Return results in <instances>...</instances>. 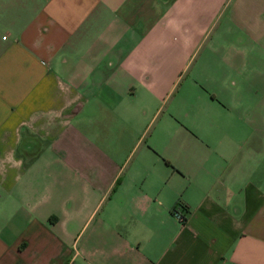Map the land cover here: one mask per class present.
Masks as SVG:
<instances>
[{"label":"crops","instance_id":"1","mask_svg":"<svg viewBox=\"0 0 264 264\" xmlns=\"http://www.w3.org/2000/svg\"><path fill=\"white\" fill-rule=\"evenodd\" d=\"M0 264H264V0H0Z\"/></svg>","mask_w":264,"mask_h":264},{"label":"built area","instance_id":"2","mask_svg":"<svg viewBox=\"0 0 264 264\" xmlns=\"http://www.w3.org/2000/svg\"><path fill=\"white\" fill-rule=\"evenodd\" d=\"M170 212L178 221L184 220V215L179 205L173 206Z\"/></svg>","mask_w":264,"mask_h":264},{"label":"rangeland","instance_id":"3","mask_svg":"<svg viewBox=\"0 0 264 264\" xmlns=\"http://www.w3.org/2000/svg\"><path fill=\"white\" fill-rule=\"evenodd\" d=\"M202 132H204L205 134H207V132L206 131H203V130H201ZM220 134H222V133H220Z\"/></svg>","mask_w":264,"mask_h":264}]
</instances>
